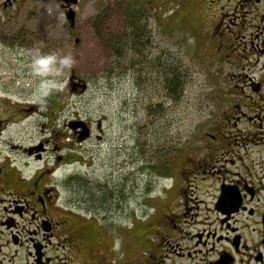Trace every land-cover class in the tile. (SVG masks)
Segmentation results:
<instances>
[{
    "label": "rangeland",
    "instance_id": "rangeland-1",
    "mask_svg": "<svg viewBox=\"0 0 264 264\" xmlns=\"http://www.w3.org/2000/svg\"><path fill=\"white\" fill-rule=\"evenodd\" d=\"M62 4L64 0H17L5 15L0 13L5 34L12 35L0 43V67L6 75L2 93L25 109L17 118L21 124L11 131L18 133L17 145L38 141L51 154L56 149L63 185L72 176L77 189L86 180L94 185L124 182L137 212L139 250L149 231L141 218L153 215L151 207L162 217L167 212V203L159 204L158 198L174 197L166 190L175 189L170 186L180 174L171 168L186 153V143L208 129L209 116L223 115L226 94L234 90V75L242 66L241 44L248 48L252 40L219 44L220 13L192 0H82L73 26ZM224 18L233 20L230 29L236 36L254 28L258 32L259 24L264 31L254 14L250 24L241 12H225ZM37 48L71 53L76 61L60 78L67 79L63 90L46 98V111L33 95L29 71V52ZM175 75L180 87L172 94L168 85ZM72 78L80 81L69 86ZM67 87L69 92H64ZM73 121L91 126L87 141L74 136ZM73 198L72 211L83 214L80 199ZM126 201L125 211L113 220L101 218L100 227L109 220L127 227L133 213L128 216Z\"/></svg>",
    "mask_w": 264,
    "mask_h": 264
},
{
    "label": "flooded vegetation",
    "instance_id": "flooded-vegetation-1",
    "mask_svg": "<svg viewBox=\"0 0 264 264\" xmlns=\"http://www.w3.org/2000/svg\"><path fill=\"white\" fill-rule=\"evenodd\" d=\"M16 2L0 0V13ZM192 2L220 13L219 44L252 41L248 48L241 44L242 66L234 75V90L226 94L223 115L209 116L208 129L186 143L185 151H192L171 168L180 174L170 186L175 189L166 190L174 197L158 198L159 204L167 203V212L162 217L151 207L153 215L141 218L149 231L139 250L137 212L124 182L86 180L77 189L72 176L63 185L57 166L62 158L55 148L51 154L38 141L17 145L18 133L11 130L21 124L17 118L25 109L4 99L6 75L0 67V264H264V31L259 24L258 32L236 36L230 29L235 23L224 18L225 12H241L248 24L253 14L256 23H264V0ZM77 4H62L66 17ZM3 25L0 43L12 36ZM77 81L72 78L69 86ZM73 196L80 199L81 215L72 211ZM126 199L128 216L133 213L128 226L109 220L100 227L101 218L113 220L125 211Z\"/></svg>",
    "mask_w": 264,
    "mask_h": 264
},
{
    "label": "clouds",
    "instance_id": "clouds-1",
    "mask_svg": "<svg viewBox=\"0 0 264 264\" xmlns=\"http://www.w3.org/2000/svg\"><path fill=\"white\" fill-rule=\"evenodd\" d=\"M29 71L34 81L33 95L41 106V111H46V98L55 91H61L67 84V79H60L71 70L76 63L71 53L61 54L60 51L42 53L39 48L29 52Z\"/></svg>",
    "mask_w": 264,
    "mask_h": 264
},
{
    "label": "water",
    "instance_id": "water-1",
    "mask_svg": "<svg viewBox=\"0 0 264 264\" xmlns=\"http://www.w3.org/2000/svg\"><path fill=\"white\" fill-rule=\"evenodd\" d=\"M79 1H82V0H65V3L68 6H74ZM67 17H68V20L71 23V26H73L74 21H75V12H74V10H71L68 13ZM75 90H77V89L75 88ZM70 127L75 133L79 134V136H78L79 142L86 141L90 137V130H89V128H88V126H87V124L85 122H83V121H73V122H71Z\"/></svg>",
    "mask_w": 264,
    "mask_h": 264
},
{
    "label": "trees",
    "instance_id": "trees-1",
    "mask_svg": "<svg viewBox=\"0 0 264 264\" xmlns=\"http://www.w3.org/2000/svg\"><path fill=\"white\" fill-rule=\"evenodd\" d=\"M179 87H180V79H179V77H177L175 75L173 78H171L169 85H168V88L170 89L172 94H176ZM168 171H170V168L168 169ZM82 183H80V185H82Z\"/></svg>",
    "mask_w": 264,
    "mask_h": 264
}]
</instances>
